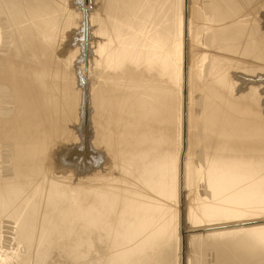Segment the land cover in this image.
Wrapping results in <instances>:
<instances>
[{"label":"bare ground","instance_id":"bare-ground-1","mask_svg":"<svg viewBox=\"0 0 264 264\" xmlns=\"http://www.w3.org/2000/svg\"><path fill=\"white\" fill-rule=\"evenodd\" d=\"M82 1L0 0V264H264V0Z\"/></svg>","mask_w":264,"mask_h":264},{"label":"water","instance_id":"water-1","mask_svg":"<svg viewBox=\"0 0 264 264\" xmlns=\"http://www.w3.org/2000/svg\"><path fill=\"white\" fill-rule=\"evenodd\" d=\"M84 149L82 150H78L77 148H72L69 150L68 154H67V159L68 158H73L74 156L78 155V154H81L84 157L87 156V149H86V146H87V141H86V138L84 139Z\"/></svg>","mask_w":264,"mask_h":264},{"label":"rangeland","instance_id":"rangeland-1","mask_svg":"<svg viewBox=\"0 0 264 264\" xmlns=\"http://www.w3.org/2000/svg\"><path fill=\"white\" fill-rule=\"evenodd\" d=\"M83 2V8H85V6H84V0L82 1ZM85 28V27H84ZM83 37H85V35L83 36ZM84 39V38H83ZM183 61H184V59H182ZM185 63V62H184ZM183 67H184V64H183ZM75 72H77V71H75ZM183 76H184V80H185V74H184V71H183ZM74 77H76V76H74ZM182 105H183V103H182ZM185 115V114H184ZM184 122H185V118H184ZM185 139V138H184ZM78 156H82V155H78ZM264 222V221H263ZM260 223V222H259ZM258 223V224H259ZM264 224V223H263ZM180 225V224H179ZM252 225H256V224H246V225H243V226H252ZM226 227H229L228 225H226ZM181 231H184V233L186 234L187 233V230H185V229H182ZM6 245H7V243H6ZM185 261V260H184ZM183 262V261H182Z\"/></svg>","mask_w":264,"mask_h":264}]
</instances>
